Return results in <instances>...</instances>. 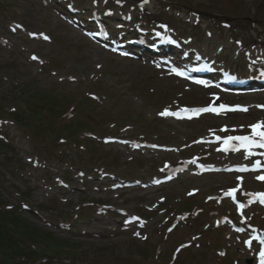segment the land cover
I'll return each instance as SVG.
<instances>
[{
  "label": "rangeland",
  "instance_id": "rangeland-1",
  "mask_svg": "<svg viewBox=\"0 0 264 264\" xmlns=\"http://www.w3.org/2000/svg\"><path fill=\"white\" fill-rule=\"evenodd\" d=\"M94 15L115 32L126 27L114 23L117 17L132 19L140 37L129 40L128 49L137 54L122 56L87 35L83 25H95ZM146 29L178 43L175 63L165 53L137 46L146 40ZM194 60L212 63L218 77L230 70L259 80L264 0H0V97L7 107L37 90L62 101L74 97V103L80 92L94 95L81 115L86 130L79 138H87L90 150L69 142L66 162L46 159L24 127L0 120L19 166L15 175L0 165V195L24 219L51 232L46 242L57 252L47 264H71L63 248L73 251V264H256L258 236L264 233V203L256 195L264 194V180L256 177L264 171L204 172L194 163L223 168L241 159L240 152L230 155L218 150L219 140H210L250 134V124L264 121V107H258L264 106V83L256 81L247 97L230 96L210 84L188 82L166 64ZM222 101L244 104L247 111H181ZM165 109L181 113L160 115ZM30 116L20 114L22 125L35 129ZM87 132L93 133L90 139ZM170 171L179 175L152 185ZM231 189L243 207L222 195ZM186 204L194 210L179 213ZM46 242L36 244L46 250Z\"/></svg>",
  "mask_w": 264,
  "mask_h": 264
},
{
  "label": "trees",
  "instance_id": "trees-1",
  "mask_svg": "<svg viewBox=\"0 0 264 264\" xmlns=\"http://www.w3.org/2000/svg\"><path fill=\"white\" fill-rule=\"evenodd\" d=\"M26 100H28V102H34V107H41L43 104L45 106L48 105L50 106V111L54 114L57 113L62 106L56 97H52L46 92L34 94V96H31ZM15 115L16 117H13L20 121L18 115ZM52 125L53 124L51 123L47 126L51 128ZM78 126L79 125H75L74 123H68L67 125H64V128L68 133H73L76 132V130H79ZM59 135V131L55 132V136ZM3 149L4 145L0 140V153ZM2 205L3 204L0 202V258L3 261V264H13L16 257L24 258V264H27L28 261L32 259L38 261L43 258L44 255L40 256L39 253V244L36 243L46 242L48 235L39 228L31 225L27 220L17 214L16 211L6 209ZM45 245H47L45 246L47 251L57 252V249H55L52 243L46 242ZM17 264H19V261Z\"/></svg>",
  "mask_w": 264,
  "mask_h": 264
},
{
  "label": "snow or ice",
  "instance_id": "snow-or-ice-1",
  "mask_svg": "<svg viewBox=\"0 0 264 264\" xmlns=\"http://www.w3.org/2000/svg\"><path fill=\"white\" fill-rule=\"evenodd\" d=\"M119 2V0H118ZM146 2V0H145ZM17 27H19V25H17ZM29 35H36L34 33H29ZM40 36L43 37V39L47 40L49 39L46 35L44 34H39ZM33 60L38 59L37 57L33 56L32 57ZM177 75H180V73H177ZM258 107H264V106H258ZM226 106L221 104L219 106V109L209 105L207 107H203V108H196V109H182L181 111L183 112H187V111H191L194 113H204V112H214L219 114V111L221 110H225ZM230 111H247L246 108H233V109H228ZM160 115H175V116H179L180 113L178 112H169L167 109H165L163 112L160 113ZM249 128L251 129L250 134L248 135H230L227 136L223 139V148L222 149H218V150H222V151H228L229 147L232 148V150L234 151H238L240 148H243L245 150L246 153L249 152L250 149L253 148H264V121H258L256 123H252L249 125ZM217 139H221L220 137H217ZM236 141L238 142L239 147H237L235 144H233L232 142ZM250 154V153H249ZM241 171L245 170L243 168L239 169ZM237 179H241L240 177H237ZM256 179L258 180H264V176H257ZM235 189H231L229 191H227L225 193V195L231 196L233 194V192H235ZM192 193H189V195H191ZM257 197L260 198V202L264 203V194H256ZM240 207H243L242 205H238V209ZM169 231H171V229H169ZM246 243H250L248 241H246ZM261 243L264 244V240H261ZM182 247H186V245H182ZM177 251H179V249H177ZM259 264H264V249H261L259 252Z\"/></svg>",
  "mask_w": 264,
  "mask_h": 264
},
{
  "label": "bare ground",
  "instance_id": "bare-ground-1",
  "mask_svg": "<svg viewBox=\"0 0 264 264\" xmlns=\"http://www.w3.org/2000/svg\"><path fill=\"white\" fill-rule=\"evenodd\" d=\"M226 153H227V152H226ZM230 154H231V155H234L233 152H230ZM248 155L251 156V154H248ZM254 169H257V168H254ZM173 175H175V173H173ZM82 233L88 234V232H86V231H82Z\"/></svg>",
  "mask_w": 264,
  "mask_h": 264
}]
</instances>
